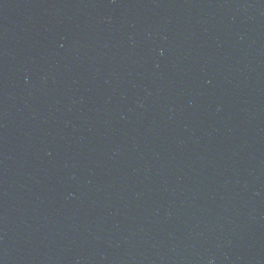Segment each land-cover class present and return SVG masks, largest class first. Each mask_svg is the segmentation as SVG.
<instances>
[{
    "label": "water",
    "instance_id": "1",
    "mask_svg": "<svg viewBox=\"0 0 264 264\" xmlns=\"http://www.w3.org/2000/svg\"><path fill=\"white\" fill-rule=\"evenodd\" d=\"M90 264H264V0H24Z\"/></svg>",
    "mask_w": 264,
    "mask_h": 264
}]
</instances>
